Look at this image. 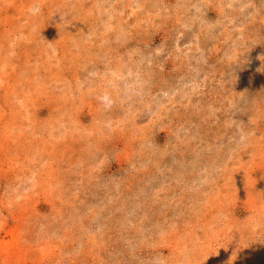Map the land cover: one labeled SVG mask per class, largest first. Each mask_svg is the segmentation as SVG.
<instances>
[{
  "label": "rangeland",
  "instance_id": "374dc122",
  "mask_svg": "<svg viewBox=\"0 0 264 264\" xmlns=\"http://www.w3.org/2000/svg\"><path fill=\"white\" fill-rule=\"evenodd\" d=\"M0 264H264V0H0Z\"/></svg>",
  "mask_w": 264,
  "mask_h": 264
},
{
  "label": "bare ground",
  "instance_id": "6f19581e",
  "mask_svg": "<svg viewBox=\"0 0 264 264\" xmlns=\"http://www.w3.org/2000/svg\"><path fill=\"white\" fill-rule=\"evenodd\" d=\"M10 1H11V0H10ZM42 1H43V0H42ZM35 2H36V1H35ZM77 38H78V37H77ZM80 38H81V37H80ZM78 40H79V38H78ZM84 44H85V43H84ZM84 44H83V45H84ZM82 49H83V48H82Z\"/></svg>",
  "mask_w": 264,
  "mask_h": 264
}]
</instances>
